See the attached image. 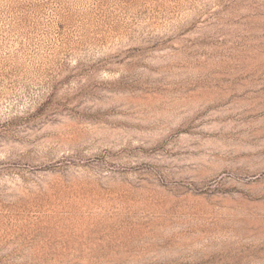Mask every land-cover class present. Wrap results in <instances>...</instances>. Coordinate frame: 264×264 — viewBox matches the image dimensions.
I'll list each match as a JSON object with an SVG mask.
<instances>
[{"label":"rangeland","instance_id":"rangeland-1","mask_svg":"<svg viewBox=\"0 0 264 264\" xmlns=\"http://www.w3.org/2000/svg\"><path fill=\"white\" fill-rule=\"evenodd\" d=\"M0 264H264V0H0Z\"/></svg>","mask_w":264,"mask_h":264}]
</instances>
